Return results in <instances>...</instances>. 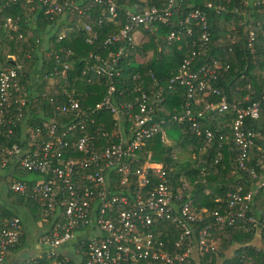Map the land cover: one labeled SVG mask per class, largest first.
<instances>
[{
  "label": "built area",
  "instance_id": "built-area-1",
  "mask_svg": "<svg viewBox=\"0 0 264 264\" xmlns=\"http://www.w3.org/2000/svg\"><path fill=\"white\" fill-rule=\"evenodd\" d=\"M17 1L7 0L0 4V16L5 7ZM37 1V8L29 1L30 11L52 21L55 27L59 26L58 42L77 30L84 33L85 43L93 45L98 41L95 27L100 30L104 22L116 23L121 14L124 23L104 39L106 55L89 53L83 58L82 74L91 72L105 85L101 100L85 113L81 111L76 90L63 85L73 69L70 51L54 54L55 66L49 72L43 70L44 82L49 91L55 92L45 110L41 104L46 99L45 94L34 92L30 96L26 83L20 82L21 65L13 63L4 67L0 63V192L3 188L7 194L30 200L38 216L31 249L26 251V257L22 255L11 260L12 253L22 246L24 224L15 212L10 215L0 213V264L199 263L204 254L216 251L208 232L210 227L234 228L237 222L258 237L256 243L249 244L250 247L256 252H264V222L246 215L252 192L240 195L241 187L235 193L229 192L225 211H213V223L200 226L204 216L195 211L189 195L183 200L186 181L181 178L182 187L174 192L164 166L151 161V152H147L140 163L141 153L156 135L159 134L162 142L167 144L161 132L163 126L186 124L196 137L211 142L213 132L201 128L198 118L206 110L215 108L219 113L230 111L234 114L229 135L220 139L231 138L238 147L235 163L256 179L255 172L247 167V154L256 135L245 128V120L259 118L260 104L228 106L221 100L217 105L203 103L199 111L193 108L200 102L201 92L211 89L208 81L220 68L217 62L193 68L192 63L200 52H192L164 83L152 79L153 90L147 91L139 74L122 75L121 62L127 55L126 50L141 46L144 33L156 35L155 42L162 40L169 45L181 42L184 35L190 36L192 27L196 26L200 32L199 43L206 45L210 38L207 12L192 9L178 21V27L160 37V26L169 25L173 15L183 10V0H160L159 5L151 7L145 6L144 0H138L129 8L120 4L122 0H92L84 8H80L86 3L83 0ZM258 1L264 5V0ZM216 2L204 0L203 7L219 14L225 8ZM94 4L101 9L95 27L68 22L74 12L85 15ZM18 20V17L0 18V31L11 40L18 28ZM253 38L254 33L250 32L249 47H252ZM7 59L14 61L15 57L8 56ZM142 62L140 54L135 53V66ZM59 80L62 84L57 86ZM90 80L92 78H88V82ZM55 87L58 89L54 90ZM181 87L186 90L182 112L155 120L157 108L166 94L176 93ZM38 99L40 104H36V109L39 114L34 117L31 106ZM102 111L111 115L113 122L98 123L92 115ZM57 115L70 117V120L58 122ZM18 123L21 124L19 128ZM220 157V153L217 154L215 163ZM21 172L39 179L22 180ZM152 173L157 176V183L152 181ZM263 186L264 182L259 181L256 187ZM1 208L12 210L3 203H0ZM165 223L173 225V233L163 230ZM68 246L74 250L70 251Z\"/></svg>",
  "mask_w": 264,
  "mask_h": 264
},
{
  "label": "trees",
  "instance_id": "trees-1",
  "mask_svg": "<svg viewBox=\"0 0 264 264\" xmlns=\"http://www.w3.org/2000/svg\"><path fill=\"white\" fill-rule=\"evenodd\" d=\"M6 1L0 0V4ZM29 1L37 8L39 4L37 0H18L5 7L0 16L1 20L6 17H18L19 19L18 28L14 32L15 36L12 40L0 31L1 65L4 67H10L13 63L21 65L20 82L26 83L30 96L34 92L45 94L46 99L41 103L45 110L48 106L47 103L50 105L49 98L53 97L55 92L49 91L47 83L44 82L43 70L47 69L49 72L55 66L54 54H62L61 50L70 51L73 69L69 73L68 81L63 85L76 90L81 111L87 112L101 100L105 94V85L103 80L96 78L91 72L82 74L84 71L83 58L87 57L89 53L106 55L107 50L103 48V41L108 34L116 32L123 25L122 14L116 23L104 22L103 28L98 30L95 27L101 13L98 5L94 4L82 16L74 12L68 17V22H81L94 26L98 32V41L93 45L87 44L84 42V33L74 30L58 42L59 26L55 27L52 21L41 18L35 12H28L31 6ZM76 1L80 2L81 0ZM83 1L86 3L80 5V8H84L92 0ZM137 1L122 0L120 4L129 8ZM144 1V5L147 7L157 6L161 2L160 0ZM216 3L224 7L225 10L215 14L214 9L209 10L203 7L204 0H183V10L173 15L169 25H161L159 28L160 37L165 36L178 27V21L187 16L192 9L205 10L210 32V38L206 45L199 43L200 32L196 26L192 27L193 32L190 36L184 35L181 42H172L169 45L162 40L155 42L156 35L144 33L141 46L126 50L127 55L121 62L122 75L126 77L139 74L144 81L146 91L147 89L153 90L152 79L164 83L177 72L185 58L190 57L192 52H200L199 57L192 63L193 68L211 65L213 61L217 62L220 68L210 75L208 82L211 89L201 92L200 102L195 105L192 101L193 108L199 111L203 108V103L217 105L221 100H224L228 106L235 104L238 107L258 102L261 106L260 113L264 118V5L258 0H217ZM250 32L254 33L252 47H249ZM19 35H22L21 38ZM233 39L234 43H231ZM37 41L38 43H36ZM46 47L47 50H42ZM47 53H49L48 57ZM135 53H139L143 61L136 66L134 63ZM8 56H14V61L8 60ZM88 78H92L91 82H88ZM60 84H62L61 80L56 85ZM57 89L55 87L54 90ZM185 101V87H181L176 93L166 94L165 100L157 108L155 120L167 119L179 114L183 110ZM36 104H40L39 99L35 100L31 106L34 117L39 114ZM92 116L98 123H100L99 121H103V124L113 122L111 115L103 111ZM262 116H259L257 120H245V128L256 135L247 154L249 159L247 167L255 172L256 179H252L235 163L238 147L233 144L231 138L220 139L225 134L229 135L232 122L235 119L234 114L230 111L219 113L215 108L206 110L198 118L201 128H208L213 132L211 142L206 143L203 139L196 137L193 132L188 130L186 124H171L169 126L180 129L179 142L174 145H166L162 142L161 136L156 135L148 142L146 151L141 153L140 163L146 157L147 152H151V161L164 166V170L168 173L170 188L174 192L182 187L181 178L186 181L183 200L186 195H189L193 200L195 211L204 216L200 226L211 225L214 221L211 213L213 211L223 213L228 205L227 194L235 193L239 187L242 188L240 195L252 192L251 201L246 206V215L264 222V186L256 187L259 181L264 182V119L262 120ZM47 117H50L48 113ZM55 118L58 122L70 120V117L62 115H57ZM28 125L26 124V126ZM20 126L21 124L18 123V128ZM185 151L190 158L177 162L175 156ZM219 153L221 157L215 163ZM136 166L134 164V167ZM170 168L171 171H169ZM21 175L22 173L19 174V176ZM151 179L154 183L158 182L154 173H152ZM11 194H7L10 201L22 205L28 211L32 221L36 222L38 216L34 211V203L17 194H12V196ZM12 212L13 210L8 211L4 208L0 210L1 215H10ZM21 219L26 228L22 216ZM163 225V230L167 229L173 233L172 224L165 223ZM208 232L211 241L216 245L215 253L204 254L199 263L191 262L190 264H216L219 261L221 264H264V252H256L249 245L258 237L254 236L253 232H247L241 222H237L234 228L219 229L212 225ZM234 244L237 245L232 249L234 255L227 259V251Z\"/></svg>",
  "mask_w": 264,
  "mask_h": 264
},
{
  "label": "rangeland",
  "instance_id": "rangeland-1",
  "mask_svg": "<svg viewBox=\"0 0 264 264\" xmlns=\"http://www.w3.org/2000/svg\"><path fill=\"white\" fill-rule=\"evenodd\" d=\"M28 12H30V9H28ZM137 63H139V60H138V62ZM263 75H264V73H263ZM264 118H263V116H262V120H263ZM161 132L164 134V136H165V138H166V142H167V144L166 145H174V144H177L178 142H179V140H180V129L178 128V127H171V126H163L162 127V129H161ZM175 158H176V160H177V162H182V161H186V160H188L189 158H190V156H189V154L185 151V152H182L181 154L180 153H178L176 156H175ZM22 173V175L20 176V178L22 179V180H34V179H36V180H38L39 179V177H37V176H34V175H29V174H27V173H25V172H21ZM11 196H12V194H11ZM10 196V197H11ZM8 199V201L9 202H11L10 201V198L7 196H5V195H1L0 196V203L2 202V200H7ZM13 203V202H12ZM21 209H19V210H17L15 213L17 214V215H19L20 217L22 216L23 217V220L25 221V224H26V226H27V228L29 229L30 228V226H31V229H32V231H34L33 229V225H32V219H31V217H30V215L28 214V213H24V214H22L21 213ZM25 215V216H24ZM39 222V221H38ZM79 235L80 234H78L77 235V238L79 237ZM91 237V236H90ZM72 244V243H71ZM70 251H73L74 249H73V247L72 246H68L67 247ZM22 257H26V254H24ZM227 259H228V256H227ZM216 264H221V261H219V262H217Z\"/></svg>",
  "mask_w": 264,
  "mask_h": 264
},
{
  "label": "crops",
  "instance_id": "crops-1",
  "mask_svg": "<svg viewBox=\"0 0 264 264\" xmlns=\"http://www.w3.org/2000/svg\"><path fill=\"white\" fill-rule=\"evenodd\" d=\"M260 116H262L261 113H260ZM1 191H2V193L0 192V196H1V195H5V196L7 197V193L3 191V188H2ZM0 201H1V200H0ZM1 203H3V205H5V206H8V207L12 208L13 212H16V210H19V209L22 210V211H21L22 214L28 212L24 207H22V205L14 204V203H12V202H9L8 199H7V200H2ZM24 216H25V215H24ZM31 219H32V218H31ZM34 223H35V222L32 221L33 227L35 228ZM24 229H25V234H24V240H23V242H22V246H21L18 250L14 251V253H12V256H11V258H10L11 260H12L13 258H15L20 252L30 250V249H31V246L33 245V240H34V236H35V231H32L31 226H30L29 229L27 228V226H26V228L24 227ZM256 242H257V240H254V241H253V243H256ZM236 247H237V245L234 244V245L231 247V249L227 251V256H228V257H230V256L232 255V252H233L232 249H234V248H236Z\"/></svg>",
  "mask_w": 264,
  "mask_h": 264
},
{
  "label": "water",
  "instance_id": "water-1",
  "mask_svg": "<svg viewBox=\"0 0 264 264\" xmlns=\"http://www.w3.org/2000/svg\"><path fill=\"white\" fill-rule=\"evenodd\" d=\"M33 230H34V229H33ZM24 254H26V251L20 252L16 257H17V258H20V257H21L22 255H24ZM69 257L72 258V255L69 254Z\"/></svg>",
  "mask_w": 264,
  "mask_h": 264
}]
</instances>
